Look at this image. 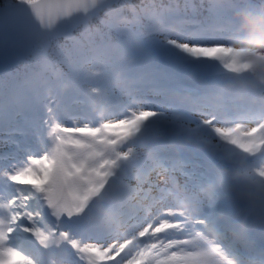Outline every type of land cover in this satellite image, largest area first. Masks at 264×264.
<instances>
[{"label": "snow or ice", "instance_id": "6c2138e0", "mask_svg": "<svg viewBox=\"0 0 264 264\" xmlns=\"http://www.w3.org/2000/svg\"><path fill=\"white\" fill-rule=\"evenodd\" d=\"M242 15L264 0H0V264H264Z\"/></svg>", "mask_w": 264, "mask_h": 264}, {"label": "rangeland", "instance_id": "374dc122", "mask_svg": "<svg viewBox=\"0 0 264 264\" xmlns=\"http://www.w3.org/2000/svg\"><path fill=\"white\" fill-rule=\"evenodd\" d=\"M239 52H241V54L242 55H244L245 53H243V52H245V51H242V50H239L238 48H236ZM257 52V51H256ZM258 53V54H257ZM256 53V55L257 56H264V55H262V53L261 52H257ZM253 69H255V71L257 72V73H264V66H260V65H258V64H254L253 65Z\"/></svg>", "mask_w": 264, "mask_h": 264}, {"label": "trees", "instance_id": "16d2710c", "mask_svg": "<svg viewBox=\"0 0 264 264\" xmlns=\"http://www.w3.org/2000/svg\"><path fill=\"white\" fill-rule=\"evenodd\" d=\"M257 2H258V0H257ZM180 3H182V4H193V3H195V4L199 5L201 3V0H180ZM205 15H206V13H205ZM253 20H254V17H250V19L248 21H253ZM248 21H247V23H248ZM251 31H254V29H251Z\"/></svg>", "mask_w": 264, "mask_h": 264}]
</instances>
